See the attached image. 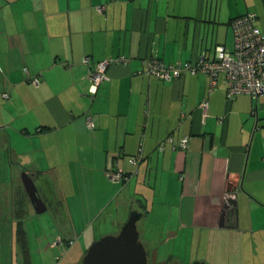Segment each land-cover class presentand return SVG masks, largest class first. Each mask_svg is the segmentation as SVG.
Segmentation results:
<instances>
[{
	"label": "crops",
	"instance_id": "1",
	"mask_svg": "<svg viewBox=\"0 0 264 264\" xmlns=\"http://www.w3.org/2000/svg\"><path fill=\"white\" fill-rule=\"evenodd\" d=\"M248 11L264 31V0H0V132L51 210L54 241L82 256L137 211L149 264H264V92L227 100L223 76L209 91L203 73H136L150 56L232 50L230 20ZM87 55L128 60L91 93Z\"/></svg>",
	"mask_w": 264,
	"mask_h": 264
},
{
	"label": "built area",
	"instance_id": "2",
	"mask_svg": "<svg viewBox=\"0 0 264 264\" xmlns=\"http://www.w3.org/2000/svg\"><path fill=\"white\" fill-rule=\"evenodd\" d=\"M103 8V6L97 7L99 11L103 10ZM257 18L256 12L248 11L230 20L234 39L232 50L218 44L212 57L201 55L193 62L175 61L168 63L162 59L150 56L143 59L142 68L136 73L153 75L162 80H174L185 73H203L209 79V91L216 86L218 78L223 76L227 100L233 99L240 93H247L256 98L260 93L264 92V31L257 25ZM127 60L128 58L119 56L91 63L90 56H84L82 61L92 65V69L89 72L90 92L95 93L99 83L108 78L106 69L110 63H125ZM32 81L37 84V76H34ZM4 96H7V94H4ZM207 104V99H203L200 102V107L204 113ZM86 123L89 128L94 126V120L91 115H87ZM171 139V136L166 138L167 141H171ZM178 146L186 148L188 146V137H182ZM160 148H163V143L160 144ZM131 160L136 162L135 157H132ZM109 177L112 180H120L122 172L119 170L111 171ZM68 243L71 244L72 241ZM57 244H61L60 237H57L51 246Z\"/></svg>",
	"mask_w": 264,
	"mask_h": 264
},
{
	"label": "rangeland",
	"instance_id": "3",
	"mask_svg": "<svg viewBox=\"0 0 264 264\" xmlns=\"http://www.w3.org/2000/svg\"><path fill=\"white\" fill-rule=\"evenodd\" d=\"M3 104V103H1ZM11 112V110L9 111ZM10 113L6 114V118L10 117ZM8 142L3 132H0V216L1 220V252L3 257L0 264H23L22 251L18 247L16 239L17 227L23 228L27 237L26 258L29 264H77L81 261L80 245L77 243L72 249L57 244L50 246L57 234V227L53 223L51 210L36 213L33 208L29 209L27 216L22 221H13L10 224L8 215L12 197L10 196L11 188H21L20 167L15 163L14 157L8 151ZM10 161H9V160ZM14 161V162H13ZM141 227V223H138ZM120 229V228H119ZM10 236V237H9ZM10 240L12 241L10 243ZM3 242V243H2ZM12 245V246H11ZM12 247L10 255L9 248ZM68 250V251H67ZM151 262V260H150ZM182 264H188L181 261ZM151 264H167L152 263Z\"/></svg>",
	"mask_w": 264,
	"mask_h": 264
},
{
	"label": "water",
	"instance_id": "4",
	"mask_svg": "<svg viewBox=\"0 0 264 264\" xmlns=\"http://www.w3.org/2000/svg\"><path fill=\"white\" fill-rule=\"evenodd\" d=\"M21 183L36 213L47 209L46 203L38 195L34 178L26 170L21 173ZM141 213L131 211L126 221L116 233H107L94 239L87 247L78 264H149L147 250L140 240L137 221ZM168 264H182L171 262ZM190 264H206L193 261Z\"/></svg>",
	"mask_w": 264,
	"mask_h": 264
},
{
	"label": "trees",
	"instance_id": "5",
	"mask_svg": "<svg viewBox=\"0 0 264 264\" xmlns=\"http://www.w3.org/2000/svg\"><path fill=\"white\" fill-rule=\"evenodd\" d=\"M20 183H21V181H20ZM21 188L22 189H20V188L16 189V191H15V189H13V187L11 188L10 196L12 197V199H11V203L8 206L10 208V211H11L10 212L11 213V222L16 221V220L20 222L26 218V215H25L26 210L24 209V206L26 205V201L29 199H28V196H27V194H26V192L22 186V183H21ZM17 228H18V230H17L16 239L18 241V247H19L20 251H22V253H23L22 254L23 264H29V261L26 258L27 237L25 235V231L23 228H20V227H17ZM11 242L12 241L10 240V243ZM11 246H10V248H12Z\"/></svg>",
	"mask_w": 264,
	"mask_h": 264
},
{
	"label": "flooded vegetation",
	"instance_id": "6",
	"mask_svg": "<svg viewBox=\"0 0 264 264\" xmlns=\"http://www.w3.org/2000/svg\"><path fill=\"white\" fill-rule=\"evenodd\" d=\"M38 195L39 196H41V194L38 192ZM1 200V199H0ZM11 212V211H10ZM9 212V215H8V219L10 220L9 222H10V224H11V213ZM1 220H3V218H1V216H0V229H1ZM0 243H1V230H0ZM3 243V242H2ZM9 251H10V255H11V253H12V250H11V248L9 249ZM3 257V255H2V252H1V247H0V259Z\"/></svg>",
	"mask_w": 264,
	"mask_h": 264
}]
</instances>
